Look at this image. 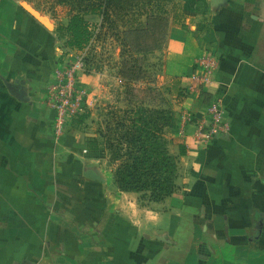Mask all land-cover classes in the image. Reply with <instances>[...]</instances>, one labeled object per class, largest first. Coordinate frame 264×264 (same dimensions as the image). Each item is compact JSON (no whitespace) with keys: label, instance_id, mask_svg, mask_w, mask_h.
Returning <instances> with one entry per match:
<instances>
[{"label":"crops","instance_id":"obj_1","mask_svg":"<svg viewBox=\"0 0 264 264\" xmlns=\"http://www.w3.org/2000/svg\"><path fill=\"white\" fill-rule=\"evenodd\" d=\"M21 3L0 0V264H264V0H171L162 85L178 177L159 203L114 184L100 95L55 139L47 97L61 49ZM206 55L212 83L181 96ZM213 98L229 131L203 145L181 118Z\"/></svg>","mask_w":264,"mask_h":264},{"label":"rangeland","instance_id":"obj_2","mask_svg":"<svg viewBox=\"0 0 264 264\" xmlns=\"http://www.w3.org/2000/svg\"><path fill=\"white\" fill-rule=\"evenodd\" d=\"M15 1L30 4L54 26L52 39L61 49L58 55L59 59H57L62 66L58 71L60 73L73 71L74 86L76 89L84 91L85 99H89L90 96H101L100 123L102 131L100 136L104 135V141L110 140L115 146L119 145L116 149L120 150V154L125 152V145L117 140L121 137L124 129L118 125L122 123L128 126V118H131L134 111L141 107L147 110L163 109L174 114L162 85V49L166 41V36H164L166 27L157 26L156 23L152 24L153 20L151 19L156 16L166 17L168 24L171 0H130L128 8L124 7V10H117L113 6L109 8L110 11L103 18L88 16L87 20L89 19L90 23L95 24L96 30L89 47H85L82 52L79 51L80 53L69 50L64 45L66 37L63 35L62 28L67 24L72 14L69 4H61L58 0ZM145 28L148 29L149 35L146 44L154 50L141 55L129 52L123 40V33L128 30H144ZM259 46L255 58L264 66V39ZM79 59H82L83 67L81 69L73 68ZM122 72L126 74L131 72L133 77L124 78ZM96 75H98V89L93 86L91 88L89 84H86V81H91ZM116 128L118 131L115 130ZM170 131L171 129L167 128L163 132L167 151V136ZM111 149H107L109 162L115 171L122 159L114 157V160L111 161ZM240 246L252 251L257 249L251 243Z\"/></svg>","mask_w":264,"mask_h":264},{"label":"trees","instance_id":"obj_3","mask_svg":"<svg viewBox=\"0 0 264 264\" xmlns=\"http://www.w3.org/2000/svg\"><path fill=\"white\" fill-rule=\"evenodd\" d=\"M129 1L58 0L59 3L69 4L72 8V14L62 28L63 35L66 37L65 47L69 50L83 51L93 40L96 30V26L87 20L88 16L103 18L113 6L117 10L128 8ZM151 19L152 24L156 23L157 26L167 29L166 17L156 16ZM147 31L148 29L145 28L123 33V40L129 52L141 55L154 50L146 44L149 38ZM122 76L128 79L129 76L133 77L131 72L129 74L122 72ZM180 95H185L183 89L180 90ZM132 116L128 118V126L122 123L118 125L124 129L117 140L125 145L123 154L116 149L119 145L115 146L110 140L104 141V135H102L105 149L112 148L110 160H114V157L122 159L114 171V184L122 192L138 193L141 201L159 203L172 195L176 188V158L168 153L163 138L165 129L176 128V119L171 111L147 110L141 107L134 111ZM84 119L85 116L80 115L71 124L82 123ZM115 130L118 131L117 128ZM182 153L183 150L180 149V154Z\"/></svg>","mask_w":264,"mask_h":264},{"label":"built area","instance_id":"obj_4","mask_svg":"<svg viewBox=\"0 0 264 264\" xmlns=\"http://www.w3.org/2000/svg\"><path fill=\"white\" fill-rule=\"evenodd\" d=\"M197 66L199 67L197 72L188 78L189 83L183 88L184 94L198 93L203 87L212 83V73L215 69L212 58L207 55L203 56L198 60ZM82 67L83 61L79 59L73 68L81 69ZM72 73L73 71L70 70L62 73L57 70L56 83L48 90L47 103L53 114L52 127L56 140L61 138L66 126L82 115L85 109L84 91L75 88ZM182 121L193 124L194 135L203 145L229 131V123L225 118L220 98L211 99L199 119H194L191 114L184 113Z\"/></svg>","mask_w":264,"mask_h":264},{"label":"water","instance_id":"obj_5","mask_svg":"<svg viewBox=\"0 0 264 264\" xmlns=\"http://www.w3.org/2000/svg\"><path fill=\"white\" fill-rule=\"evenodd\" d=\"M22 8L28 13L30 14L35 20H37L40 24H42L45 28L51 30L52 29V25L48 22V20L41 16L39 14L38 11L34 10L32 7H30L28 4L26 3H21ZM14 96L20 100V101H25V94L22 90L17 89L13 91ZM85 176L89 179L95 180L97 182H102V178L100 177V175L95 172V171H87L85 173Z\"/></svg>","mask_w":264,"mask_h":264}]
</instances>
